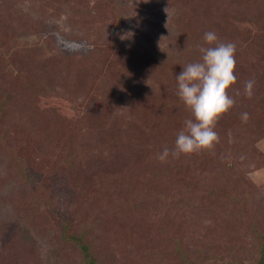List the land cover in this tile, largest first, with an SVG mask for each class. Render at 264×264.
Returning <instances> with one entry per match:
<instances>
[{
	"label": "rangeland",
	"instance_id": "obj_1",
	"mask_svg": "<svg viewBox=\"0 0 264 264\" xmlns=\"http://www.w3.org/2000/svg\"><path fill=\"white\" fill-rule=\"evenodd\" d=\"M208 31L235 105L212 151L161 162ZM76 237L94 264L257 263L264 0H0V264H85Z\"/></svg>",
	"mask_w": 264,
	"mask_h": 264
},
{
	"label": "clouds",
	"instance_id": "obj_2",
	"mask_svg": "<svg viewBox=\"0 0 264 264\" xmlns=\"http://www.w3.org/2000/svg\"><path fill=\"white\" fill-rule=\"evenodd\" d=\"M165 11L168 13V9ZM204 41L207 46L199 49L201 59L184 66L177 76V95L192 119L185 120L184 127L176 135L173 149L165 147L157 154L161 162H166L169 156L179 158L212 151L219 139L215 131L217 122L235 105L229 93L237 82L234 74L236 46L232 42L219 41L213 31L204 34ZM254 84V79L245 82L244 94L248 98L253 96ZM248 119V113L241 114L242 121Z\"/></svg>",
	"mask_w": 264,
	"mask_h": 264
},
{
	"label": "trees",
	"instance_id": "obj_3",
	"mask_svg": "<svg viewBox=\"0 0 264 264\" xmlns=\"http://www.w3.org/2000/svg\"><path fill=\"white\" fill-rule=\"evenodd\" d=\"M72 240L75 243H77V246L83 252L84 258L86 260L85 264H94L93 258H91V256H90L89 249L87 248V246L85 244H82L81 239L79 237L78 238L76 237V238H72ZM259 256L260 257H259L256 264H264V246L262 247Z\"/></svg>",
	"mask_w": 264,
	"mask_h": 264
}]
</instances>
